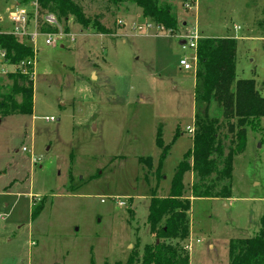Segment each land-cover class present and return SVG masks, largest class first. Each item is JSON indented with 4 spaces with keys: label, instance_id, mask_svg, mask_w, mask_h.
<instances>
[{
    "label": "rangeland",
    "instance_id": "1",
    "mask_svg": "<svg viewBox=\"0 0 264 264\" xmlns=\"http://www.w3.org/2000/svg\"><path fill=\"white\" fill-rule=\"evenodd\" d=\"M75 1L87 16L99 15L108 33L69 17L59 24L72 41L49 45L44 35L34 45L27 41L35 51L32 114H0V264H112L154 241L150 198L168 196L174 171L192 147L198 111L194 70L178 64L192 51L182 48L179 35L196 30L233 38L236 79H254L264 95V0H159L177 17L174 33L160 31L129 0ZM32 2L0 0V26H10L11 4ZM2 67L0 84H10L7 73L14 69ZM218 112L209 105L210 116ZM158 129L170 145L159 179ZM221 138L226 155L225 127ZM214 178L207 177V185ZM198 183L193 171L184 174L183 196L191 201L187 252L192 264H212L216 256L218 264H229V240L253 236L264 216V118L247 130L231 180L213 185L212 192L230 185V197H193Z\"/></svg>",
    "mask_w": 264,
    "mask_h": 264
},
{
    "label": "trees",
    "instance_id": "2",
    "mask_svg": "<svg viewBox=\"0 0 264 264\" xmlns=\"http://www.w3.org/2000/svg\"><path fill=\"white\" fill-rule=\"evenodd\" d=\"M18 1L24 4L28 0ZM34 1L39 9V21L43 14L50 12L56 15L58 23L72 17L84 29L92 28L101 34L108 33L100 23V16H87L75 0ZM107 1L118 5L127 0ZM129 1L135 3L141 9L142 16L157 27L170 33L176 31L177 17L167 5L160 4L159 0ZM41 27L42 31H55L48 26ZM64 30L67 32L68 29L64 27ZM0 47L6 51L7 63L16 66L7 73L10 84H0V114H32L34 71L31 66L18 67V64L33 59V48L27 41L5 33L0 34ZM195 53L194 101L198 111H195L193 118L195 131L192 147L184 153L174 171L168 196L161 198L152 194L150 198L147 223L154 241L145 243L141 252L132 249L124 261L112 264H190L184 242L190 233L188 213L191 201L183 196L184 174L193 171L199 178V183L192 185L193 197H230V185L212 192L213 185L223 179L231 180L233 160L244 150L247 130L254 129L255 125L260 124V119L264 118V95L256 88L254 79H236V44L233 38L201 36ZM212 103L219 109L216 116L208 113ZM223 127L230 136L226 155L221 138ZM178 135L179 130L176 128L174 138ZM155 144L162 150L155 170L156 178L159 179L163 160L170 148V145L164 146L159 129ZM220 158L222 166L218 169ZM146 160L151 162L150 157ZM211 174H215L211 181L213 184L207 185L206 178ZM41 208L42 205L34 207L31 216H36ZM228 256L229 264H264V216L261 218L260 229L253 236L229 240Z\"/></svg>",
    "mask_w": 264,
    "mask_h": 264
},
{
    "label": "built area",
    "instance_id": "3",
    "mask_svg": "<svg viewBox=\"0 0 264 264\" xmlns=\"http://www.w3.org/2000/svg\"><path fill=\"white\" fill-rule=\"evenodd\" d=\"M8 28H0V34H11L18 37L22 41H29L30 44L33 45L36 42V39L39 35L45 36V43L46 44H55L60 42L62 39L68 37L71 41L74 39L73 36L67 33L60 27L58 23V19L55 14L47 12L41 16V20L39 21V9L36 1L32 2L31 7L21 6L13 4L8 8ZM2 19L0 18V23ZM48 26L54 28L55 31H42L41 26ZM160 31H166L162 27H158ZM169 32V31H166ZM170 33V32H169ZM180 43L182 48H187L192 51L190 56L184 55L182 56L179 61V67L184 70H194L196 67V46L197 41L200 39V35L196 30H191L185 35H179ZM35 54V51H34ZM34 58L29 60H23L18 64V67H26V66H33L34 65ZM3 65H9L6 60V51L5 49L0 47V67L3 68ZM13 69L16 68L14 65H9ZM4 73L8 72L5 69H2ZM13 71V70H12ZM187 130L189 132L193 131L192 127L187 126ZM25 150V149H23ZM103 202V200H102ZM184 248L186 250L191 249V245L188 243L184 244Z\"/></svg>",
    "mask_w": 264,
    "mask_h": 264
},
{
    "label": "crops",
    "instance_id": "4",
    "mask_svg": "<svg viewBox=\"0 0 264 264\" xmlns=\"http://www.w3.org/2000/svg\"><path fill=\"white\" fill-rule=\"evenodd\" d=\"M12 5V4H11ZM2 28V27H1ZM189 235H190V233H189ZM189 238V237H188ZM188 240V239H187ZM186 240V241H187ZM189 241V240H188ZM196 242L198 243L199 242V240L198 239H196ZM192 245V244H191ZM209 248L210 247H212V248H210L211 250H214L215 249V247H214V244H212V243H210L209 245ZM191 253V252H190ZM199 253H200V249H197L196 250V255H195V259H198V256H199ZM214 255H216L215 253L213 254V256ZM211 259V258H210ZM218 260H219V258H217V256L216 257H213V259H211L210 261L212 262V264H218ZM189 262H190V264H192V255H190V257H189Z\"/></svg>",
    "mask_w": 264,
    "mask_h": 264
}]
</instances>
